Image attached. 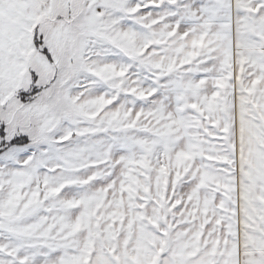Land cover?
Here are the masks:
<instances>
[{"label":"snow or ice","instance_id":"1","mask_svg":"<svg viewBox=\"0 0 264 264\" xmlns=\"http://www.w3.org/2000/svg\"><path fill=\"white\" fill-rule=\"evenodd\" d=\"M0 264H264V0H0Z\"/></svg>","mask_w":264,"mask_h":264}]
</instances>
